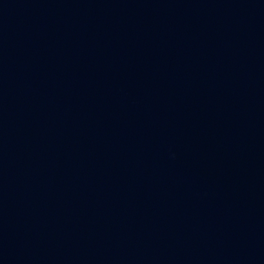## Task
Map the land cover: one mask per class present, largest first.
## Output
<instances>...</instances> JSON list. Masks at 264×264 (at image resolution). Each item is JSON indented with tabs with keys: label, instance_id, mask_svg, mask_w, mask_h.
Segmentation results:
<instances>
[{
	"label": "water",
	"instance_id": "95a60500",
	"mask_svg": "<svg viewBox=\"0 0 264 264\" xmlns=\"http://www.w3.org/2000/svg\"><path fill=\"white\" fill-rule=\"evenodd\" d=\"M0 264H264V0H0Z\"/></svg>",
	"mask_w": 264,
	"mask_h": 264
}]
</instances>
